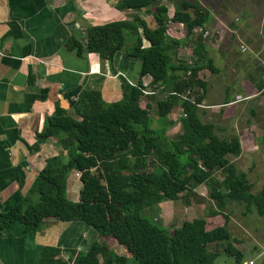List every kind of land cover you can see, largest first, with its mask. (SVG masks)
Listing matches in <instances>:
<instances>
[{
    "label": "trees",
    "instance_id": "obj_1",
    "mask_svg": "<svg viewBox=\"0 0 264 264\" xmlns=\"http://www.w3.org/2000/svg\"><path fill=\"white\" fill-rule=\"evenodd\" d=\"M161 2L118 0L114 5L124 12L146 10L154 20L153 29L134 14L129 20L88 27L84 42L66 40V49L78 55L85 49L109 63L119 51H125L140 62L138 79L132 85L118 76L122 96L112 103L104 102L96 90L83 91L80 99L85 107L78 112L79 120L56 104L32 149L38 151L52 137L63 156L47 159L38 172L29 190L38 196L37 202L24 197L0 213V231L19 224L30 239L45 218L82 222L100 236L112 237L125 247L129 257L94 241L84 252L67 250V261L59 248L42 247L37 264H214L218 253L233 258L234 264L244 263L245 256L234 245L225 221L207 229L204 217L193 218L167 231L141 214L204 185L215 202L216 211L209 217L221 215L226 200L242 204L246 215L253 211L264 217V188L252 193L247 175L227 158L241 154L239 137H218L214 125L199 115L203 94L196 91L191 101L192 95L185 93L206 90V83L197 77L201 70L218 72L207 58L202 36L190 41L193 30L203 28L210 15L197 1L180 0L169 19ZM168 23L182 24L184 38H170ZM127 35L132 40L129 46ZM183 42H192L193 60L175 65L171 50ZM145 75L151 77L150 84L167 90L165 98L156 102L157 128L152 127L151 103L146 100L155 92H141L140 78ZM175 107L181 112V132L172 138L166 132L174 124L168 115ZM71 170L80 173L82 182L78 202L67 200L65 194ZM216 172L221 179L214 176ZM213 244H220L221 251H210Z\"/></svg>",
    "mask_w": 264,
    "mask_h": 264
},
{
    "label": "crops",
    "instance_id": "obj_2",
    "mask_svg": "<svg viewBox=\"0 0 264 264\" xmlns=\"http://www.w3.org/2000/svg\"><path fill=\"white\" fill-rule=\"evenodd\" d=\"M117 1L0 0V213L24 197L37 202L38 196L30 194L29 190L38 172L45 166L47 159L63 156L64 151L58 146L57 139L52 137L47 138L38 151L32 149L37 135L46 127L47 116L53 113L56 104L69 116L79 120L78 112L85 107L80 99L83 91L96 90L104 102L112 103L122 96L118 76L129 84L136 83L140 62L125 51H119L109 63L85 49L78 55L65 46L69 38L84 42L88 27L129 20L134 14L148 28H155L149 12L119 11L114 6ZM198 2L209 13L210 22L204 24L203 28L194 29L190 41L203 32H207L209 36L210 29L213 31L214 40L218 41L207 40L208 36H202V39L207 58L213 62L218 72L210 73L207 69L198 72L197 77L206 83V90L199 92L198 89H193L190 91V95H193L190 99L193 101L196 91L203 94L198 105L201 120L213 124L215 134L223 138L225 118L232 117L231 112L238 110L234 108L232 100L238 95L244 102L254 101L258 95L264 96V79L262 81L255 77L253 72L256 67L252 61L253 66L250 65L246 76L234 73V69H239L238 58L231 60L228 63L229 69H225L224 42H227L226 45L232 42L229 37H225L233 33V38L245 45L235 30H229V23L224 24L221 15L213 17L218 23L215 26L219 29L210 25L213 21L211 16L216 13V9ZM161 3L166 6L170 19L174 10L173 2L162 0ZM207 24L212 26L209 30ZM167 35L172 39H183L184 26L168 23ZM129 43H132L131 39ZM191 52L192 42H183L181 47L171 50L172 62L175 65L179 62L190 63V57H193ZM249 54L248 61L257 57L252 50H249ZM259 66L264 69L263 64ZM140 81L144 89L149 88L155 92L151 100L146 98L151 103L152 110L157 101L165 98L167 90L150 84L149 75L142 76ZM256 82L260 83V88ZM235 90L240 92L231 96ZM263 102L260 100L258 104L255 103L256 107L259 108ZM179 113V108L175 107L169 114L173 115L172 118L168 115V119L174 122L166 132L168 137H172L181 125ZM249 115L254 116L255 112L249 111ZM151 117L155 119L153 124H157L156 116L151 113ZM246 123L249 124L250 120L246 119ZM253 131L254 129L244 125L238 135L234 130L226 133L237 135L242 146V142ZM81 188L80 173L71 170L65 184L67 200L78 202ZM94 241L115 254L129 257L125 247L118 245L112 237H102L82 222H61L55 218H45L39 223L33 239L23 235L19 224L0 231V264H37L42 247L59 248L63 258L67 256V250L84 252Z\"/></svg>",
    "mask_w": 264,
    "mask_h": 264
},
{
    "label": "rangeland",
    "instance_id": "obj_3",
    "mask_svg": "<svg viewBox=\"0 0 264 264\" xmlns=\"http://www.w3.org/2000/svg\"><path fill=\"white\" fill-rule=\"evenodd\" d=\"M179 1L180 0H167L168 3L173 2V12L175 11V4H177ZM191 1L193 2L196 0ZM198 1H200L205 7L216 9V13H213L211 16V20L214 19L213 17L216 18L218 15H221V17L224 18V24L229 23V30H235L238 34V38L241 39L245 45L243 46L241 43L239 44L238 40L233 38V33H230L225 37H229L232 41L227 45V42H224L225 69H229L228 63H230L231 60L238 58L237 63L240 64L239 69H234V73H241L242 75L246 76L245 73H248V69L250 65H252V61L254 62L253 65L256 67L253 74L259 80L263 81L264 69H262L259 65L263 64L264 68V0ZM199 6L201 5L199 4ZM237 20H240V22ZM212 24L215 26L218 23L216 20H213L210 25ZM210 25L207 28L208 30L213 26ZM215 27L219 29V27ZM212 33L213 31L210 29V37L208 36L207 40L210 39L214 42L218 41L214 40V33ZM198 36H200V34ZM129 41L130 38L129 35H127L126 46L130 45ZM244 48L245 51H241ZM249 50H252L257 55L256 58H252L253 60L250 61H248L249 59L247 57L250 56ZM190 58L193 60L192 56ZM243 65L246 67H242ZM232 85L233 83H231V86ZM256 85L260 86V83L256 82ZM235 92L240 91L235 90L231 96L234 95ZM260 100L264 101V96L260 97V95H258L254 101L250 102H234V108L238 110L231 112L232 117L225 118L226 122H224V132L222 133L224 135L223 138H226L230 136L228 133H226L227 131L234 130L238 135L240 128H242L244 125H246L247 128L254 129V131L251 133V136H248L247 140L245 139L246 141L242 142L243 147L240 143L242 152L239 155V158L232 156L227 157L229 161L234 163L238 171L244 172L247 175L248 181L252 186V193H256L260 189L264 188V102L259 105V108H257L255 105V103L258 104ZM258 109L261 110L259 111ZM249 111L255 112V115H249ZM151 113L152 116H156V107L154 109L152 108ZM172 114H174V112H172ZM180 115L181 113H179L178 118H180ZM169 116L172 118L173 115ZM152 119L154 122L155 119L153 117ZM246 119L250 120L249 124L246 123ZM157 126L158 123L152 124V127L157 128ZM253 126H255V128H253ZM176 131H178V134L181 132V125H179V127L175 130V133ZM175 133L172 135V138L177 135ZM214 176L217 179H221L220 172H216ZM160 204L158 209H146L144 213L142 212L141 214L145 217L147 214V217L149 216L148 218L155 221L157 225L164 227V229L167 231L178 228L183 221H191L193 218L204 217L205 221L207 222V229L221 226L225 221L226 227L229 229L234 245L245 256L243 262L248 264L249 261H253L254 264H264V217L257 216L253 211L247 215L242 213L244 211L242 204L226 200L224 209L222 211L223 213L221 215L209 217L208 214L211 211H216L215 202L209 198L208 189L204 185H199L186 196H182L176 201H166ZM209 249L210 251L219 252L221 251V245L213 244ZM214 264H234V261L233 258L227 257L223 253H218Z\"/></svg>",
    "mask_w": 264,
    "mask_h": 264
},
{
    "label": "built area",
    "instance_id": "obj_4",
    "mask_svg": "<svg viewBox=\"0 0 264 264\" xmlns=\"http://www.w3.org/2000/svg\"><path fill=\"white\" fill-rule=\"evenodd\" d=\"M197 29H198V28H197ZM199 31H201V29H199ZM201 36H203V38H205V37L208 36V33H207V32H203ZM241 51H245V48H244L243 50H241ZM141 92H142L143 95H148V94H153V93H154V92H153L151 89H149V88L144 89V86L141 88ZM185 93H186V94H190V91L187 90ZM181 97H182L183 99H186L185 96H181ZM190 100H191V99H190ZM241 100H243V98L240 97V96L238 95V96L235 97V99H234V101H233L232 103H234V102H238V101H241ZM191 101H192V100H191ZM63 259L67 261V260H68V257H67V256H63ZM243 264H247V263L244 262ZM248 264H253V261H249Z\"/></svg>",
    "mask_w": 264,
    "mask_h": 264
}]
</instances>
